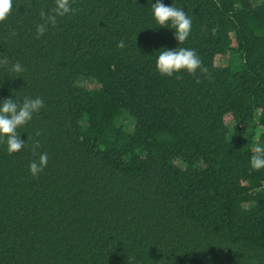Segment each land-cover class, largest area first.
Listing matches in <instances>:
<instances>
[{
  "label": "trees",
  "instance_id": "trees-1",
  "mask_svg": "<svg viewBox=\"0 0 264 264\" xmlns=\"http://www.w3.org/2000/svg\"><path fill=\"white\" fill-rule=\"evenodd\" d=\"M154 3L71 0L39 38L54 0H14L0 22V101L45 105L17 129L22 151L0 141V264H264V169L250 168L264 144V1L163 0L192 19L181 45ZM179 46L207 71L158 73V52Z\"/></svg>",
  "mask_w": 264,
  "mask_h": 264
},
{
  "label": "clouds",
  "instance_id": "clouds-1",
  "mask_svg": "<svg viewBox=\"0 0 264 264\" xmlns=\"http://www.w3.org/2000/svg\"><path fill=\"white\" fill-rule=\"evenodd\" d=\"M13 5L14 0H0V22H3L11 15ZM74 13L75 9L72 7L71 0H54L51 14L43 11L40 13L44 23L37 26V38L44 36L49 26L55 27L58 18ZM151 16L155 24L159 25V28L174 30L173 37L179 45L189 38L192 31V19L183 8L173 5L167 6L163 3V0H156V3L151 6ZM118 47H125L123 40ZM0 63L6 64L7 61H0ZM155 67L158 73L168 77L181 72H187L192 75L198 69L207 71V69L202 67V61L195 50L180 46L176 49L160 50L156 56ZM10 70L17 74L25 71L23 65L19 62L11 65ZM44 106V101L40 97H27L19 103L12 98L0 101V141L6 142L7 152L10 155L22 151L27 144L21 141L17 129L27 125L34 115H38L41 112ZM253 152L254 155L250 158V168L257 171L264 169V144H257L253 148ZM47 164L48 154L46 152L41 153L37 160L30 162V174L33 177L38 176L44 171Z\"/></svg>",
  "mask_w": 264,
  "mask_h": 264
},
{
  "label": "rangeland",
  "instance_id": "rangeland-1",
  "mask_svg": "<svg viewBox=\"0 0 264 264\" xmlns=\"http://www.w3.org/2000/svg\"><path fill=\"white\" fill-rule=\"evenodd\" d=\"M264 0H255V3L256 4H260L261 2H263ZM227 58H228V56H219V57H217V59H216V65H218V66H224V65H226V63H227ZM230 64H231V66H232V70H234V71H240V70H242V68H243V64H241V61H236V60H232V58H231V60H230ZM225 122H226V124L229 126V127H231L232 126V118H231V116H227L226 118H225ZM125 127H126V129H128V130H132V127H131V124H130V121H126L125 122Z\"/></svg>",
  "mask_w": 264,
  "mask_h": 264
}]
</instances>
